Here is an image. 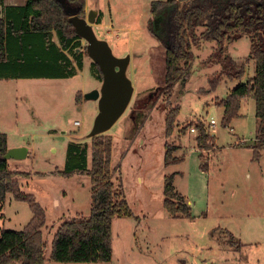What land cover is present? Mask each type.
<instances>
[{
	"label": "rangeland",
	"instance_id": "1",
	"mask_svg": "<svg viewBox=\"0 0 264 264\" xmlns=\"http://www.w3.org/2000/svg\"><path fill=\"white\" fill-rule=\"evenodd\" d=\"M87 1L91 11L100 13L101 23L94 26L97 38L109 44L116 58H131L127 76L134 88L126 113L104 134L112 138V180L130 217L113 222L112 259L102 264H264V151L257 161L251 149L259 130L255 100L242 99L241 117L223 126L219 104L239 83L225 80L210 91L208 81L220 68L208 62L212 49L206 45L194 51L190 79L178 84L167 100L158 93L165 85L166 51L148 29L151 1ZM156 27L163 30L162 19ZM86 47L81 40L77 53H86ZM250 49L247 37L228 48L232 60L246 67L243 83L256 73L254 63H248ZM92 63L85 54L82 69L61 81L0 79V133L9 150L29 151L26 160L9 161V166L30 175L18 179L19 189L46 211L47 259L60 225L80 216L88 219L93 209L89 176L64 174L70 144L91 147L98 104L84 97L102 84ZM177 106L176 124L166 137V115ZM211 119L215 127H209ZM200 125L213 138L209 150L197 145ZM169 146L176 150L167 163ZM169 177L191 209V219H174L164 209ZM32 218L30 206L11 194L0 203V232L22 231Z\"/></svg>",
	"mask_w": 264,
	"mask_h": 264
},
{
	"label": "trees",
	"instance_id": "2",
	"mask_svg": "<svg viewBox=\"0 0 264 264\" xmlns=\"http://www.w3.org/2000/svg\"><path fill=\"white\" fill-rule=\"evenodd\" d=\"M87 0H28L21 8L7 9L0 17V79L8 78H60L74 76L76 65L83 67L87 53L78 54L82 40L70 23L67 9L76 11L80 18L86 16ZM100 16V15H99ZM149 32L166 51V76L163 89L158 92L172 99L178 84L188 81L195 64L194 51L210 46V64L220 71L208 81L210 91L227 80L239 83L226 100L222 124L229 127L240 118L241 100H255L259 130L253 158L259 160L264 151V0H166L152 1ZM158 19L164 22L157 30ZM101 18L96 24L100 25ZM55 33L60 48L52 43ZM247 37L251 44L249 62L255 65L253 79L243 83L245 65L238 66L230 57L231 44ZM47 42L50 49L46 48ZM68 53V55L65 54ZM71 58L74 59L72 62ZM63 65V66H62ZM57 68H56V67ZM93 74L102 83V74L92 63ZM155 92H152L154 94ZM80 96L78 95L79 102ZM149 98V97H148ZM151 98V95H150ZM179 106L166 115V137H171L179 115ZM139 118V117H138ZM197 145L209 150L213 138L204 125L198 126ZM88 144H70L66 176L86 173L92 186L93 209L90 218L80 216L58 228L49 259L45 257L44 230L47 229L46 211L32 195L19 189V178L29 174L10 170L6 135L0 133V203L5 204L9 194L19 202L27 203L33 218L22 231L3 230L0 233V264H102L110 263L113 252V222L130 217V209L122 193L112 180V138L95 137ZM91 149L92 167L88 170V152ZM166 162H171L175 147H167ZM173 177L165 181L163 207L170 217L191 219V209L184 197L174 188Z\"/></svg>",
	"mask_w": 264,
	"mask_h": 264
},
{
	"label": "water",
	"instance_id": "3",
	"mask_svg": "<svg viewBox=\"0 0 264 264\" xmlns=\"http://www.w3.org/2000/svg\"><path fill=\"white\" fill-rule=\"evenodd\" d=\"M158 1V0H150ZM70 23L76 33L87 44L86 53L91 61L97 65L102 74V84L99 90L85 95V100L98 104V114L89 138L107 133L126 113L134 95L132 82L127 76L131 58L129 56L118 59L113 55L109 44L99 40L94 26L98 12L90 11L87 18H80L76 11L67 9ZM26 148L10 149L5 155L6 161H24L27 159Z\"/></svg>",
	"mask_w": 264,
	"mask_h": 264
},
{
	"label": "crops",
	"instance_id": "4",
	"mask_svg": "<svg viewBox=\"0 0 264 264\" xmlns=\"http://www.w3.org/2000/svg\"><path fill=\"white\" fill-rule=\"evenodd\" d=\"M28 0H0V17L1 18H5V16L7 15V9L9 8H21V7H24L26 5ZM91 10L89 9V4H88V1L86 2V9H85V12L88 13L90 12ZM98 14H100L98 12ZM52 43L60 48V43H59V40L58 38L56 37L55 33H53V36H52ZM46 48L47 49H50V43L47 42L46 44ZM66 55H68L67 52H65ZM69 57V55H68ZM72 62H74L73 58H71ZM63 66V65H62ZM74 68H75V72L78 70L76 65H73ZM56 67V66H55ZM57 68V67H56ZM11 79H32V80H38V79H49V80H53V81H61L62 79L60 78H8V79H2V80H6V81H9ZM69 79V78H68ZM244 100V99H243ZM242 104V102H241ZM241 117V115H240ZM256 141V137L255 139L252 141L253 144L255 143ZM244 142V141H243ZM28 154H29V151H28ZM28 157V156H27ZM3 231V230H1ZM1 233V232H0Z\"/></svg>",
	"mask_w": 264,
	"mask_h": 264
},
{
	"label": "built area",
	"instance_id": "5",
	"mask_svg": "<svg viewBox=\"0 0 264 264\" xmlns=\"http://www.w3.org/2000/svg\"><path fill=\"white\" fill-rule=\"evenodd\" d=\"M74 125L76 127H80L81 124L79 122H75ZM215 125H216V121L214 119H211V121L209 123V127H215ZM191 131H192V133H195L196 130L192 129Z\"/></svg>",
	"mask_w": 264,
	"mask_h": 264
}]
</instances>
